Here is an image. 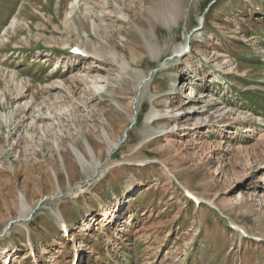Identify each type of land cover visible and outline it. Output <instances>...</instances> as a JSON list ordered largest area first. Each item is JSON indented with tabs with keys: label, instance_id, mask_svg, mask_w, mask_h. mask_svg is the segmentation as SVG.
I'll return each instance as SVG.
<instances>
[{
	"label": "rangeland",
	"instance_id": "rangeland-1",
	"mask_svg": "<svg viewBox=\"0 0 264 264\" xmlns=\"http://www.w3.org/2000/svg\"><path fill=\"white\" fill-rule=\"evenodd\" d=\"M0 264H264V0H0Z\"/></svg>",
	"mask_w": 264,
	"mask_h": 264
},
{
	"label": "bare ground",
	"instance_id": "bare-ground-1",
	"mask_svg": "<svg viewBox=\"0 0 264 264\" xmlns=\"http://www.w3.org/2000/svg\"><path fill=\"white\" fill-rule=\"evenodd\" d=\"M79 49V48H78ZM81 50V49H80ZM85 53H87V52H85ZM100 55V54H99ZM87 57H89V56H87ZM118 146H119V144H113V145H111L110 147L112 148V150H115V149H117L118 148ZM64 227V226H63Z\"/></svg>",
	"mask_w": 264,
	"mask_h": 264
}]
</instances>
